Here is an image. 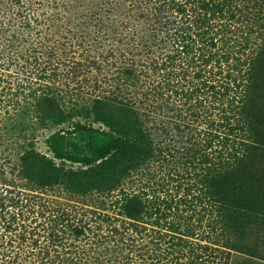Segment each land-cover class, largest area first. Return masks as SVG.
Here are the masks:
<instances>
[{
    "label": "trees",
    "instance_id": "obj_1",
    "mask_svg": "<svg viewBox=\"0 0 264 264\" xmlns=\"http://www.w3.org/2000/svg\"><path fill=\"white\" fill-rule=\"evenodd\" d=\"M130 7L138 21L130 46L151 55L158 67L150 82L153 94L174 98L186 109L185 123L177 124L171 117L170 134L175 136L177 130V136L197 148L188 157L191 180L180 197L158 195L152 200L146 191L120 192L123 195L114 201L119 209L113 212L122 224L111 225L110 234L107 230L100 234L98 244L106 241L111 247L101 251L98 264H234L239 253L247 250L239 237L241 216L264 221V171L258 169L264 159V114L260 110L264 107L257 104L264 98L260 85L264 0H131ZM140 19L148 26L141 24L138 31ZM27 20L18 25L0 21V130L28 101L23 92L32 88L30 79L17 84L19 77L11 72L13 64L25 56L24 50H32L26 43L39 42L29 31L22 33L31 29ZM36 55L32 66L40 59ZM43 71L31 69V74H37L36 83ZM155 118L148 116L146 121L154 123ZM140 127L136 121L127 133L106 141L91 134V155L81 162L110 160L117 176L128 162L133 167L141 165L139 174H147L142 166H151L152 160L175 158L170 140L166 149L158 142L162 131L158 125L145 138L148 150H137ZM51 137L53 151L63 157L57 134ZM6 151L0 146V264H67L69 251L59 250L61 242H53L57 233L44 226V240L35 239L40 235L38 226L47 220L41 218L46 212L41 209L44 202L39 195L19 188L27 175L26 156L16 163L14 154ZM24 154L34 155L32 149ZM31 158L40 163L47 159L45 155ZM149 175L166 179L165 185L185 178L176 170ZM75 230L80 233L79 228Z\"/></svg>",
    "mask_w": 264,
    "mask_h": 264
},
{
    "label": "rangeland",
    "instance_id": "obj_2",
    "mask_svg": "<svg viewBox=\"0 0 264 264\" xmlns=\"http://www.w3.org/2000/svg\"><path fill=\"white\" fill-rule=\"evenodd\" d=\"M130 3L131 0H0V21L18 25L29 19L31 29H23L22 33L29 31L39 41L26 43L32 50L27 53L24 50L23 59L11 67L14 78L19 77L17 84L30 79L32 88L23 92L28 101L6 119V127L0 130V146L14 154L16 163L26 156L27 175L19 188L41 197L44 202L41 209H46L41 218L47 217L38 226L36 231L40 235L35 239L44 240L47 235H43L44 226L57 233L59 237L53 242H61L59 250L69 251L67 264H98L101 251L111 247L106 241L98 244V239L106 230L110 234L111 225L122 224V219L116 220L113 212L119 209L114 201L123 195L122 190L146 191L152 200L158 195L180 197L191 180L188 157L197 145L177 136V130L172 137L169 128L171 117L177 124L185 123L186 109L180 103L178 106L179 101L174 98L153 94L150 82L155 80L158 67L151 55L130 46L133 26L138 23ZM139 23L138 31L141 24L148 26L146 20L140 19ZM36 53L40 59L39 62L34 59L32 66L30 62ZM31 69L35 73L45 70L37 83V74H31ZM260 69V85L264 88V58ZM44 72L46 76H42ZM257 104L264 107V98ZM174 106L178 108L171 111ZM13 110L10 108V114ZM260 110L264 114V108ZM148 116L156 117V122H147ZM136 121L141 126L137 150H148L145 138L152 136L158 125L162 127L158 142L166 149L170 140L175 158L152 160L151 166H142L147 174H139L143 171L138 170L141 165L133 167L128 162L120 167L122 175L117 173V176L113 172L116 166L110 160L81 162L85 155H91V134L99 141L110 140L117 133H127V128ZM54 134L63 149V157H58L52 149ZM27 149H32L34 155L24 154ZM42 155L47 159L41 163L31 158ZM258 169L264 171V159L258 162ZM175 170L185 174V178L168 185L166 179L149 175L153 172L157 176L165 175ZM239 224V237L247 250L239 253L234 264H264V221L244 215ZM34 259L38 261L40 257Z\"/></svg>",
    "mask_w": 264,
    "mask_h": 264
}]
</instances>
